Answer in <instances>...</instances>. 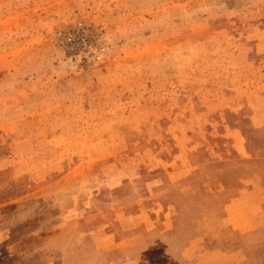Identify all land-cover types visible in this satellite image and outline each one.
<instances>
[{
    "label": "rangeland",
    "instance_id": "obj_1",
    "mask_svg": "<svg viewBox=\"0 0 264 264\" xmlns=\"http://www.w3.org/2000/svg\"><path fill=\"white\" fill-rule=\"evenodd\" d=\"M263 25L264 0H0V264H173L198 237L264 264V228L222 220L264 192Z\"/></svg>",
    "mask_w": 264,
    "mask_h": 264
},
{
    "label": "crops",
    "instance_id": "obj_2",
    "mask_svg": "<svg viewBox=\"0 0 264 264\" xmlns=\"http://www.w3.org/2000/svg\"><path fill=\"white\" fill-rule=\"evenodd\" d=\"M254 35L256 37L253 38V55L261 58L253 61L255 73H253V82L256 84L253 88V129L264 130V25ZM222 212L223 225L235 233H253L262 229L264 228V192L228 202L222 207ZM172 233L171 231L170 234ZM201 240L203 243L202 237L188 240L175 257L173 264H230L231 257L239 258L238 264H243L242 256L237 250L218 247L200 248ZM115 242L116 236L112 232H103L97 238H92L90 247L106 250L115 245Z\"/></svg>",
    "mask_w": 264,
    "mask_h": 264
}]
</instances>
